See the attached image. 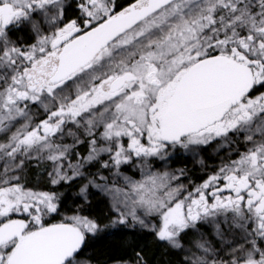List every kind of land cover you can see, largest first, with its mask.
I'll return each mask as SVG.
<instances>
[{"label":"snow or ice","instance_id":"6c2138e0","mask_svg":"<svg viewBox=\"0 0 264 264\" xmlns=\"http://www.w3.org/2000/svg\"><path fill=\"white\" fill-rule=\"evenodd\" d=\"M0 264H264V0H0Z\"/></svg>","mask_w":264,"mask_h":264}]
</instances>
